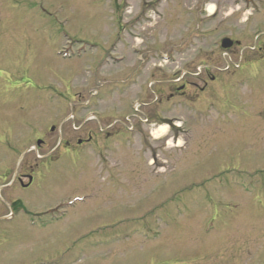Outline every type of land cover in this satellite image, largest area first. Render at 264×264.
<instances>
[{"label": "rangeland", "instance_id": "374dc122", "mask_svg": "<svg viewBox=\"0 0 264 264\" xmlns=\"http://www.w3.org/2000/svg\"><path fill=\"white\" fill-rule=\"evenodd\" d=\"M108 52L125 61L99 66ZM178 68L198 94L167 100ZM61 126L120 131L104 156L123 186L82 150L16 190L9 169L57 127L53 154ZM18 199L40 215L18 224ZM2 229L0 264H264V0H0Z\"/></svg>", "mask_w": 264, "mask_h": 264}, {"label": "flooded vegetation", "instance_id": "af4514ba", "mask_svg": "<svg viewBox=\"0 0 264 264\" xmlns=\"http://www.w3.org/2000/svg\"><path fill=\"white\" fill-rule=\"evenodd\" d=\"M121 34H123V33H121ZM117 40L120 43H122V41H123L122 35L121 36L119 35ZM111 49L115 50V47L112 46ZM134 51L137 52V49H134ZM146 51H148V50H146ZM113 52H108V54L104 53L103 58H101V61H99V66L103 65V64H105V66H106V65H108V63H111V62L112 63L114 62V64H118V63L125 61L126 57H125L124 53L117 55L115 57L113 55L114 54ZM140 52H141V50L138 48V54ZM100 55H102V54H100ZM138 60L140 63L143 62V59L141 57L135 58L136 63L138 62ZM154 60H156V58ZM141 68H142V66H141ZM144 72L149 73L151 76V75H155L156 71H155V69L150 68L148 71L145 69ZM213 80H215V78L214 79L212 78V81ZM121 81H116V82L110 81V83H112V84L109 86L110 87L109 88L110 89L109 94L111 92H113L115 94L123 92V90H121L122 87L119 88L120 84L124 85V80H121ZM202 81L204 83V86L200 87L201 88L200 90L204 91L207 88L209 81L206 80L205 78H203ZM166 83L171 84L170 87L168 86L167 91H166L167 94L165 95V97L167 98V100H171V99H174L177 97L189 98V97H192V96L198 94L197 90L194 91L192 89V87H191L192 83H190L189 81L179 82L176 78H173L171 80H167ZM102 101H104V99H100V100L96 101V103L102 102ZM94 104L95 103L91 99L89 102L86 101V103L82 107V110L87 109L86 114H85V118H87L86 121L99 120V117L97 116V112L100 110H93L92 107ZM135 104H138V106L141 105L140 102H136ZM136 108L138 109V107H136ZM82 110H79V111H82ZM73 111H76V110H73ZM79 111L77 110L71 116H73V117L77 116L76 113H79ZM62 128H63L62 126L59 128V134L60 135L58 137V142L56 143V145L53 148H51L52 149L51 152H53V154L47 153V154L40 155L39 150L43 149L46 146L47 147L50 146V144H49L50 142L47 141L48 140L47 138L50 137L48 135H49V133L54 134L57 127L52 128V130L50 128L49 132L45 128L44 133H42V134L39 133L38 134L39 136H37V138L35 139V142H36V145H35L36 149L35 150H36V152L38 154L37 156H39V158H28V159L23 158V159L19 160L17 166H15V168L13 170H11V168L9 169V174L11 175L13 173V175H14L12 186L16 190L20 189L22 191H29V190L33 189L38 184V179L40 177L43 178V177L49 175V174L42 173L40 170V168L43 167V166H41V163L43 161L46 162V164L48 166V170L51 171L52 176L53 175H59L57 173H59L60 169L63 167V161H64L63 156H64V154L66 153V155H69L68 157H72L73 153H75L76 157L79 156V158H80V155H83V153L81 152L82 150H90L91 152L97 153V156H98L97 164L101 168V173H104V175L107 174L106 176L102 175V177H101L103 180L102 183H104V184L117 183L119 186H123L125 176L121 175V174H119L117 176L111 175L109 172L108 166H107V157L104 156V152H106L110 149V147L107 145V141L111 137H114L116 134L119 135L120 131H111L107 128V129H105L104 132L97 133V132H95V130H93V127H89V129L85 132V134L82 135V134L74 133V132L69 133L67 130L63 132ZM82 129H83V126L79 130H82ZM131 131H133V133L135 132L134 126L131 128ZM39 140L42 141V142H40V144L38 143ZM117 141H119L118 147H120V149L122 150L123 147H121V146L124 145V138L118 139ZM114 144L115 143H112V145H114ZM153 146H154L153 143H149V149L150 150L153 148ZM45 158H47V159H45ZM48 162L51 164H49ZM69 166H70V164H69ZM9 167H12V164ZM93 178H94L93 176L87 177V179L90 180V181H88V182H90V185L87 186L86 188L89 189L90 192L95 191V190H93L92 184H94V182L98 183V181H94ZM97 196L100 197L98 192H97ZM13 206L16 208H19V209H17L18 213H21L23 211L21 213L22 216H20V221L18 222V224H20V225H23L26 223L27 217H30L33 215H40V213L32 212L33 210L29 209L21 199L16 200V202L14 203ZM16 208L14 210H16ZM14 215L15 214L11 215L12 218L15 217ZM57 220H59V219L50 220V221L44 223L42 226L58 225L60 223V221H57ZM1 231H3V233ZM4 233L5 232L3 229L0 230V240H1L2 236L4 235Z\"/></svg>", "mask_w": 264, "mask_h": 264}, {"label": "water", "instance_id": "95a60500", "mask_svg": "<svg viewBox=\"0 0 264 264\" xmlns=\"http://www.w3.org/2000/svg\"><path fill=\"white\" fill-rule=\"evenodd\" d=\"M232 44H233V41L232 40H230L229 38H225V39H223V41H222V47L223 48H229V47H231L232 46ZM40 140L38 141V143L40 144Z\"/></svg>", "mask_w": 264, "mask_h": 264}, {"label": "bare ground", "instance_id": "6f19581e", "mask_svg": "<svg viewBox=\"0 0 264 264\" xmlns=\"http://www.w3.org/2000/svg\"><path fill=\"white\" fill-rule=\"evenodd\" d=\"M213 9V6H210V11Z\"/></svg>", "mask_w": 264, "mask_h": 264}]
</instances>
